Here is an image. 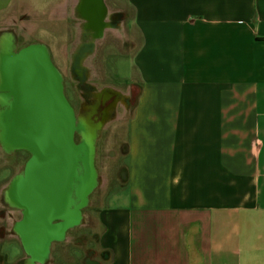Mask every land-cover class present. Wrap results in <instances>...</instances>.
I'll use <instances>...</instances> for the list:
<instances>
[{"label": "crops", "instance_id": "1", "mask_svg": "<svg viewBox=\"0 0 264 264\" xmlns=\"http://www.w3.org/2000/svg\"><path fill=\"white\" fill-rule=\"evenodd\" d=\"M17 1L39 5L0 0V20ZM78 1H41V25ZM99 1L123 15L137 93L86 264H264V0Z\"/></svg>", "mask_w": 264, "mask_h": 264}, {"label": "rangeland", "instance_id": "2", "mask_svg": "<svg viewBox=\"0 0 264 264\" xmlns=\"http://www.w3.org/2000/svg\"><path fill=\"white\" fill-rule=\"evenodd\" d=\"M41 1L43 0H35L39 5L32 4L30 9H24L19 1L16 2L15 14L0 20V47L5 44L14 49L30 42L43 43L48 47L53 63L62 73L65 98L74 110L76 124L81 123L90 113L95 94L104 87H110L120 93L107 119L93 132L92 162L96 177L93 189L88 195V203L80 210L77 224L65 230L61 239L49 243L44 260L38 263L86 264L88 260L98 261L104 258V252L97 246L100 228L97 210L113 184L124 183L123 125L127 110L136 97V85L133 86L135 75L130 71V57L134 48L131 42L126 41L122 46L117 39H108L99 51L87 49L71 66L74 46H59L56 34L43 30L45 25H41ZM70 1L72 4V0ZM117 33L122 38L126 34L125 31L119 30ZM108 36L112 38L110 33ZM72 68H78L81 78L76 77ZM3 108L4 104L0 100V110ZM78 133L75 132L74 136L76 143L83 140V133ZM27 157L24 150H7L0 144V264H25L28 257L20 237L12 228L14 222L20 219V210L9 208L5 200L10 181L16 174L23 172ZM65 228H60L59 232ZM59 232L54 238L61 236Z\"/></svg>", "mask_w": 264, "mask_h": 264}, {"label": "water", "instance_id": "3", "mask_svg": "<svg viewBox=\"0 0 264 264\" xmlns=\"http://www.w3.org/2000/svg\"><path fill=\"white\" fill-rule=\"evenodd\" d=\"M10 49L1 44L0 91L5 93L0 94L4 104L0 110V144L7 150L32 153L25 177L15 183L21 190L20 205L25 208L21 230L35 258L42 260L49 240L63 228H53L50 218L61 210L58 200L67 186L81 182L85 174L83 158H89L95 173L93 132L100 125L85 133V122L76 124L57 72L42 45H28L17 52ZM76 130L83 133L79 143L73 142ZM95 177L96 173L92 186L91 182L85 184L88 190L94 186Z\"/></svg>", "mask_w": 264, "mask_h": 264}, {"label": "flooded vegetation", "instance_id": "4", "mask_svg": "<svg viewBox=\"0 0 264 264\" xmlns=\"http://www.w3.org/2000/svg\"><path fill=\"white\" fill-rule=\"evenodd\" d=\"M94 2H95L94 6L91 7V5H93L92 0H79L77 5L74 7L72 13L69 14V16L66 17V19L64 20L63 25L62 24L58 25V24H56L57 22L47 23V24L42 25L43 27L45 25L44 29L42 27L43 30L51 31L54 34H56L58 41L60 42L59 46H61V45H65V47H71V46L73 47L74 46V51H72V53H71V61H70L71 66L76 62V60L79 58V56L81 54L85 53V51L87 49L90 48V50H91V48H92L94 51H99V49L103 48L106 45V41H107V38L109 37L108 35L110 33V31H108L106 29L107 26L116 28L119 31L122 30V24H121V22L123 20L122 13L120 11H113L112 13L109 14L108 19L104 21V19H105L104 16H106V14H105L106 11L102 7L99 0H95ZM79 22H80V24H79ZM77 28L82 29V31L79 34L76 30ZM77 35H78V39L80 41L76 40ZM91 36L94 39L93 38L91 39ZM116 39H117V42L120 41L122 46L126 42L121 36H116ZM33 44H40L46 49L48 56H49V60L52 64L53 68L57 72L59 82L61 84L62 93L65 97L62 73L56 67V65L53 63L50 51L45 44L38 43V42H30V43H26L25 45L20 46L18 48H14V49L11 48L10 50L12 52H17L21 48L26 47L28 45H33ZM77 70H78V68H74V69L72 68V72L76 75V77L81 78L79 76L80 75L79 71H77ZM133 86H134V84H133ZM1 93H5V91L2 90V91H0V94ZM136 93H137V87H136ZM119 95H120V93L118 91L113 90L110 87H104L101 91H99L95 94V100L91 104L90 111H89L90 113L87 116H85L86 117V118H84L85 120L82 119V121L85 122L82 125L85 133L87 131H89L90 128L91 129L94 128L97 124H99L101 126L102 122L105 119H107L109 111H111V109L117 103V101L119 99ZM65 99H66L67 103L69 104V106L71 107L73 115H74V110H73L72 106L70 105L67 98H65ZM74 118H75V115H74ZM75 132L78 133L80 131H77V130L74 131V133H73V142L74 143H76L74 140ZM13 150H20V149H13ZM24 151L28 155L25 166H24V170L21 174H16L12 178V180L10 181V184L8 185V187L6 189L5 200L9 204V206H8L9 208L20 210V212H19L20 219H17L14 222L12 228H13L14 232L20 237L24 250L31 252V250H30L31 248L29 247L28 241L25 238V234L21 230L22 228H21L20 223L23 222V220L25 219V214H24L25 208L20 205L21 204L20 203L21 202V199H20L21 190L15 184V182L20 180L19 178L25 177V168L27 166V163L32 158V153L30 151H28V150H24ZM75 185H76L75 183L74 184L71 183V185L67 186L65 191H63L64 192L63 196L58 200V202H59L58 205L60 207L62 204V207H61L62 211L60 210L59 212H57L51 216L50 225L53 228H56V226H59L60 224H62L65 221L64 220L65 218H69L70 216H72L73 211L76 210L80 213V210L84 206L87 205L88 195L91 192V190L93 189V187L86 194V198H85L84 202L81 203V200L78 197V191L76 189V187L80 186V185H76V186ZM79 219H80V215H79ZM75 224H77V223H75ZM75 224H71V225L66 226L64 231L67 230L70 226L75 225ZM49 243H50V240H49L48 244Z\"/></svg>", "mask_w": 264, "mask_h": 264}, {"label": "bare ground", "instance_id": "5", "mask_svg": "<svg viewBox=\"0 0 264 264\" xmlns=\"http://www.w3.org/2000/svg\"><path fill=\"white\" fill-rule=\"evenodd\" d=\"M86 157H89V156L86 154ZM83 159H84V164H85V174L81 178V182H80L81 186H77L78 188L76 187V189L78 191V197L80 198L81 203L84 202V200L86 198V194L89 191L85 184H87L88 182H91V184H93V181H94V173H93L92 166H90V164H89V161H88L89 158L88 159L83 158ZM72 213H73L72 216H70L69 218H65L64 219L65 221L62 224H60V225H63V228H65L67 225L75 224L78 222L79 212L75 210ZM59 233L62 234V231Z\"/></svg>", "mask_w": 264, "mask_h": 264}]
</instances>
